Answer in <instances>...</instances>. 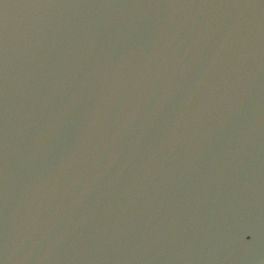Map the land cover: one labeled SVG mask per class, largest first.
Wrapping results in <instances>:
<instances>
[{
  "label": "water",
  "instance_id": "water-1",
  "mask_svg": "<svg viewBox=\"0 0 264 264\" xmlns=\"http://www.w3.org/2000/svg\"><path fill=\"white\" fill-rule=\"evenodd\" d=\"M0 264H264V0H0Z\"/></svg>",
  "mask_w": 264,
  "mask_h": 264
}]
</instances>
